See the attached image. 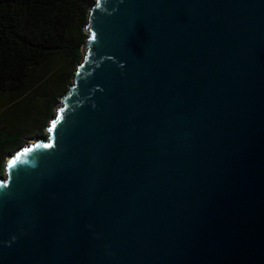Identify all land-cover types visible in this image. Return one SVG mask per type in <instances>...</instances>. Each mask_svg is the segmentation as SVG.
Returning <instances> with one entry per match:
<instances>
[{
    "label": "water",
    "instance_id": "water-1",
    "mask_svg": "<svg viewBox=\"0 0 264 264\" xmlns=\"http://www.w3.org/2000/svg\"><path fill=\"white\" fill-rule=\"evenodd\" d=\"M44 135L0 174V264H264V0H95Z\"/></svg>",
    "mask_w": 264,
    "mask_h": 264
},
{
    "label": "trees",
    "instance_id": "trees-1",
    "mask_svg": "<svg viewBox=\"0 0 264 264\" xmlns=\"http://www.w3.org/2000/svg\"><path fill=\"white\" fill-rule=\"evenodd\" d=\"M95 0H0V174L25 135H44L81 60ZM37 137V136H34Z\"/></svg>",
    "mask_w": 264,
    "mask_h": 264
},
{
    "label": "rangeland",
    "instance_id": "rangeland-1",
    "mask_svg": "<svg viewBox=\"0 0 264 264\" xmlns=\"http://www.w3.org/2000/svg\"><path fill=\"white\" fill-rule=\"evenodd\" d=\"M56 104H57V103H56ZM56 104H55V105H56ZM34 136H37V137H38L39 135H36V134H32V135H25V138H26L25 140H27V141H28L29 139L33 138ZM34 138H35V137H34ZM7 154H8V153H7ZM7 154H5V155H4V156H5V158H4V159H6V157H7Z\"/></svg>",
    "mask_w": 264,
    "mask_h": 264
}]
</instances>
